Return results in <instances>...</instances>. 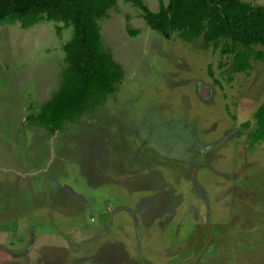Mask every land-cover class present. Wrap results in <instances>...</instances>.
Here are the masks:
<instances>
[{
  "label": "rangeland",
  "instance_id": "374dc122",
  "mask_svg": "<svg viewBox=\"0 0 264 264\" xmlns=\"http://www.w3.org/2000/svg\"><path fill=\"white\" fill-rule=\"evenodd\" d=\"M98 24L124 75L54 132L26 115L58 87L72 27L0 24V264H264V140L248 137L264 59L234 71L127 0Z\"/></svg>",
  "mask_w": 264,
  "mask_h": 264
},
{
  "label": "trees",
  "instance_id": "16d2710c",
  "mask_svg": "<svg viewBox=\"0 0 264 264\" xmlns=\"http://www.w3.org/2000/svg\"><path fill=\"white\" fill-rule=\"evenodd\" d=\"M127 1L139 7L146 23L161 35L169 37L176 31L187 42L202 36L213 49L231 54L234 71L248 72L251 59H264V4L247 0H158V9L152 10L144 0ZM115 3L116 0H0V24L17 20L29 26L47 19L72 27L71 36L62 44L65 64L60 83L26 119L54 132L115 90L124 69L103 44L98 24ZM208 72L213 75L210 68ZM253 117L256 127L248 137L250 143H257L264 140V100Z\"/></svg>",
  "mask_w": 264,
  "mask_h": 264
},
{
  "label": "crops",
  "instance_id": "0c3cea01",
  "mask_svg": "<svg viewBox=\"0 0 264 264\" xmlns=\"http://www.w3.org/2000/svg\"><path fill=\"white\" fill-rule=\"evenodd\" d=\"M50 95H51V94H50ZM50 95L48 96V98L50 97ZM48 98H46L45 100H47ZM45 100H44V101H45ZM42 103H43V102H42ZM42 103H40V104H42ZM40 104H39V105H40Z\"/></svg>",
  "mask_w": 264,
  "mask_h": 264
},
{
  "label": "flooded vegetation",
  "instance_id": "af4514ba",
  "mask_svg": "<svg viewBox=\"0 0 264 264\" xmlns=\"http://www.w3.org/2000/svg\"><path fill=\"white\" fill-rule=\"evenodd\" d=\"M189 155H191V154H189ZM189 155H187V156H189Z\"/></svg>",
  "mask_w": 264,
  "mask_h": 264
}]
</instances>
